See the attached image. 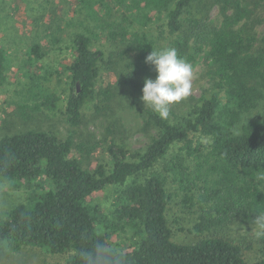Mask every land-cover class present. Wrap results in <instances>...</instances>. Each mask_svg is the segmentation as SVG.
<instances>
[{
  "label": "trees",
  "instance_id": "trees-1",
  "mask_svg": "<svg viewBox=\"0 0 264 264\" xmlns=\"http://www.w3.org/2000/svg\"><path fill=\"white\" fill-rule=\"evenodd\" d=\"M195 1L117 0L141 12L138 27L113 33L125 40L126 53H136L137 64L145 67L153 50L166 48H175L191 65L202 58L208 63L211 85L184 113L162 120L145 109V122L156 134L143 151L111 140L102 146L105 161L89 169L82 154L94 153L97 144L84 147L71 135L61 139L40 130L0 137V183L25 192L0 213V257L30 246L67 253L59 264H264V258L248 260L241 243L210 234L229 220L264 222V115L243 122L264 101V36L257 39L245 22L253 11L249 5L264 0H215L219 25L194 16ZM72 41L73 56L60 70L31 67L17 93L35 109L60 111L76 125L87 106L110 110L115 94L111 84H98L104 53L84 32ZM25 54L38 64L44 56L39 44ZM9 63L0 47V86ZM53 75L65 82L62 93L48 87ZM194 138L207 139L204 147L213 160L202 177L186 161L196 149ZM133 177L142 179L129 182ZM170 184L185 206L200 208L193 225L199 238L192 243L173 239L167 210L176 192L169 191ZM109 185L121 189L108 215L92 195Z\"/></svg>",
  "mask_w": 264,
  "mask_h": 264
},
{
  "label": "rangeland",
  "instance_id": "rangeland-1",
  "mask_svg": "<svg viewBox=\"0 0 264 264\" xmlns=\"http://www.w3.org/2000/svg\"><path fill=\"white\" fill-rule=\"evenodd\" d=\"M249 8L253 11L245 22L253 29L256 38L261 39L264 36V1L257 7L249 5ZM191 10L194 16L212 24L219 25L222 22L220 6L215 0H197ZM140 16L141 12H136L133 5L117 0H0V47L6 51L10 61L6 81L0 86V137L40 130L54 132L61 139L71 135L76 144L82 143L84 147L97 144L99 147L94 153L89 156L82 154L89 169L105 161L102 146L108 141L122 142L133 151H143L151 137L155 136L156 130L145 122L144 111L149 107L141 100L142 89L145 79L155 80L157 73L149 63L145 67H142V63L137 64L136 53L125 52V40L113 37L114 31H120L123 27L128 32L130 27H138ZM76 32L86 33L92 47L104 53L105 62L101 66L98 84H111L115 96L110 110L101 113L94 110L92 105L87 106L82 111L80 122L72 125L60 111L35 109L33 102L23 100L17 91L20 82L26 81L27 70L33 66L60 70V64L73 56L72 38ZM34 44H39L44 52L43 58L38 60L39 64L36 61L29 63L26 58L25 51ZM132 61H135L134 64ZM192 67L191 94L170 106V110L175 109L170 116L184 113L188 104L211 85L206 75L208 63L203 58L198 59ZM59 78L64 80L63 76ZM47 83L51 91L62 93L66 90L65 82H59L54 75L48 78ZM23 111L29 117H22ZM263 115L264 101L257 109L246 113L243 122ZM192 144V148L196 149L186 160L190 172L197 177L208 175L207 170L213 160L204 147L208 145L207 139L194 138ZM141 179L133 177L129 182ZM209 186L213 187L212 184ZM176 187L174 184L169 185V191L176 194L169 202L167 219L174 241L192 243L199 238L193 232V225L201 213L200 208L197 205L185 206ZM120 189L119 186L109 185L94 193L92 198L109 215L112 202ZM201 191H204L203 187ZM24 193L20 188L13 189L0 183V213L20 202ZM229 221L213 229L210 234L241 243L248 260L264 258V222H243L240 219ZM66 258L67 253L53 254L39 247L27 246L16 251H5L0 257V264H59Z\"/></svg>",
  "mask_w": 264,
  "mask_h": 264
},
{
  "label": "clouds",
  "instance_id": "clouds-1",
  "mask_svg": "<svg viewBox=\"0 0 264 264\" xmlns=\"http://www.w3.org/2000/svg\"><path fill=\"white\" fill-rule=\"evenodd\" d=\"M145 63L153 65L157 75L155 80L145 79L141 100L160 119L166 120L170 106L191 94L193 67L178 56L175 48L153 50L145 58Z\"/></svg>",
  "mask_w": 264,
  "mask_h": 264
}]
</instances>
